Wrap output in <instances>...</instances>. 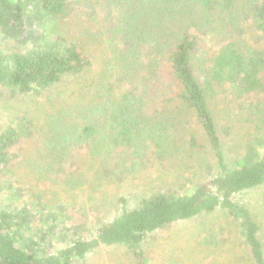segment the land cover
<instances>
[{
  "label": "trees",
  "instance_id": "obj_1",
  "mask_svg": "<svg viewBox=\"0 0 264 264\" xmlns=\"http://www.w3.org/2000/svg\"><path fill=\"white\" fill-rule=\"evenodd\" d=\"M85 3L88 7L103 3L106 27L103 33L83 32L87 40L66 33L71 0H0V29L8 36L23 32L30 36L36 25L42 30L40 42L31 48L0 51V88L61 96L66 108L50 115L53 126L43 140L45 147L51 151L59 139H72L77 147L87 148V159L97 157L102 165L124 151L139 159L141 148L150 147L144 139H152L157 148L177 146L169 142L167 129L194 122L187 146L199 153L210 151V175L200 178L188 194L157 190L133 208L124 203L119 214L96 227L94 236L76 237L53 252L29 233L44 207L41 194H33L24 208L0 210V264H83L104 246L123 247L134 264H149L143 246L149 234L217 209L225 210L238 225L242 237L238 244L249 253L244 260L238 252L240 264L243 260L264 264V232L258 215L238 199L264 185V133L257 124L262 119L255 125L260 134L247 140L242 151L237 145L231 147L229 155L223 135L230 128L224 127L222 133L215 106L224 86L233 90L240 105L255 109L264 101V0ZM246 32L253 34V45L244 44ZM209 36L214 43L207 46ZM94 50L113 66L112 88L109 77L89 75L93 66L89 51ZM71 80L78 92L70 90ZM67 92L74 99L62 96ZM34 132V120L26 115L0 128L1 172L14 174L16 166L28 160ZM62 152L57 163L70 153L68 147ZM136 167L134 162L127 167L129 174L135 175ZM87 176L81 171L76 183ZM96 178L101 184L102 177ZM72 182L70 178L66 183Z\"/></svg>",
  "mask_w": 264,
  "mask_h": 264
},
{
  "label": "rangeland",
  "instance_id": "obj_2",
  "mask_svg": "<svg viewBox=\"0 0 264 264\" xmlns=\"http://www.w3.org/2000/svg\"><path fill=\"white\" fill-rule=\"evenodd\" d=\"M71 4L72 15L65 21L68 35L87 40V34L83 32L103 33L106 30L103 3H94V6L88 7L85 0H71ZM33 29L35 31L30 36L28 32H23L15 37L8 36L0 29V51L28 49L40 42L37 38H41V28L36 25ZM242 38L244 44L253 45V34L246 32ZM212 43L214 38L209 36L205 45L210 46ZM89 53L93 58L89 75L96 79L109 77L108 83L112 88L115 79L108 57H104L101 51ZM73 85L77 87L75 81L71 80L70 90L75 89ZM78 90L75 89L76 92ZM62 96L68 98V101L74 99L68 92ZM60 98L46 94V91L28 94L0 88V128L15 124L24 115L33 119L35 125L26 152L28 160L17 165L14 174L0 171V210L24 208L32 200L33 194H41L44 207L38 218L32 221L29 233L42 239L49 252L76 237L94 236L96 227L119 214L124 203L127 208H133L144 195L157 190H166L176 195L191 193L198 180L210 173L213 158L210 151L207 149L199 153L196 152L198 150L188 149V134L195 125L191 121L184 126L175 125L167 129L169 142H175L177 146L169 144L157 148L152 139H144L150 147L141 148L139 159L124 151L111 156L102 165L101 159L97 157L87 159V148L77 147L75 141H68V138L59 139L57 146L52 145L50 151L43 140L47 135L50 136L53 126L50 115L66 108L63 104L61 106ZM237 101L241 102L233 90L231 93V88L224 86L215 102L220 130L223 133L224 127L230 128L229 134H222L228 143L226 149L229 155L233 152L231 147L237 145L239 151H242L247 140L253 139L254 134H260L256 133L258 128L255 126L259 119L262 121H257V124L260 132L264 133V101L255 109L240 105ZM66 147L70 153L63 162L57 163L62 159V151ZM84 159L87 161L83 165ZM29 160H37L39 163L37 166L32 165ZM133 162L138 166L134 169L135 175L129 174L127 168ZM81 171L88 174L87 179L83 183H76L75 176ZM96 177H102L101 184H96ZM70 178L73 182L67 184ZM122 199L125 201L121 203ZM238 199L258 215L256 217L264 232V185L243 192ZM241 240L238 225L225 210L217 209L151 233L143 241V246L149 264H240L238 252L244 260L249 255L246 248L238 244ZM244 260L243 264L250 263ZM83 264H134V260L123 247L104 246L89 254Z\"/></svg>",
  "mask_w": 264,
  "mask_h": 264
}]
</instances>
